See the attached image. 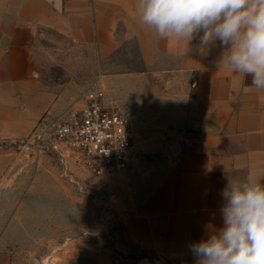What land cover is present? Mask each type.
I'll use <instances>...</instances> for the list:
<instances>
[{"label": "crops", "instance_id": "0c3cea01", "mask_svg": "<svg viewBox=\"0 0 264 264\" xmlns=\"http://www.w3.org/2000/svg\"><path fill=\"white\" fill-rule=\"evenodd\" d=\"M197 45L160 39L140 22L138 0H0V196L16 179L11 144L81 107L80 79L47 81L41 68L61 65L56 51L74 67L91 52L102 70L94 82L105 105L128 116L134 144L111 247L83 264H194L193 242L222 227L228 177L264 182V89L218 67V44L206 54ZM148 147L157 155L136 154ZM12 221L0 217V247Z\"/></svg>", "mask_w": 264, "mask_h": 264}, {"label": "rangeland", "instance_id": "374dc122", "mask_svg": "<svg viewBox=\"0 0 264 264\" xmlns=\"http://www.w3.org/2000/svg\"><path fill=\"white\" fill-rule=\"evenodd\" d=\"M43 45L57 47L48 41ZM55 55L61 65L41 68L47 81L77 78L86 89L102 72L93 67L96 58L91 52H83L77 67L75 61L63 63L69 57L64 52ZM26 141L11 144L16 179L0 196V217L5 222L13 217L5 231L7 243L0 247V255L9 256L5 264H83L92 253L109 249L114 225L129 203L125 178L116 174L96 180L74 167L64 170L52 156L35 155ZM143 151L136 154L146 159L157 155L150 147Z\"/></svg>", "mask_w": 264, "mask_h": 264}, {"label": "clouds", "instance_id": "9594fccd", "mask_svg": "<svg viewBox=\"0 0 264 264\" xmlns=\"http://www.w3.org/2000/svg\"><path fill=\"white\" fill-rule=\"evenodd\" d=\"M140 22L160 39L198 38L206 54L217 44L221 63L264 89V0H138ZM222 227L193 242L194 264H264V182L251 173L221 190Z\"/></svg>", "mask_w": 264, "mask_h": 264}, {"label": "built area", "instance_id": "2783aa9c", "mask_svg": "<svg viewBox=\"0 0 264 264\" xmlns=\"http://www.w3.org/2000/svg\"><path fill=\"white\" fill-rule=\"evenodd\" d=\"M26 142L38 157L52 156L64 170L74 167L101 180L127 169L134 135L129 118L105 105L94 82L84 90L80 108L43 119Z\"/></svg>", "mask_w": 264, "mask_h": 264}, {"label": "water", "instance_id": "95a60500", "mask_svg": "<svg viewBox=\"0 0 264 264\" xmlns=\"http://www.w3.org/2000/svg\"><path fill=\"white\" fill-rule=\"evenodd\" d=\"M139 264H163V263L156 261V260L150 261L148 259H141L139 261Z\"/></svg>", "mask_w": 264, "mask_h": 264}]
</instances>
